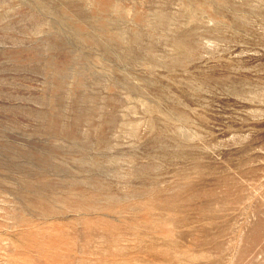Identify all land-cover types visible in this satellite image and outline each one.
<instances>
[{"label": "rangeland", "instance_id": "obj_1", "mask_svg": "<svg viewBox=\"0 0 264 264\" xmlns=\"http://www.w3.org/2000/svg\"><path fill=\"white\" fill-rule=\"evenodd\" d=\"M0 264H264V0H0Z\"/></svg>", "mask_w": 264, "mask_h": 264}]
</instances>
